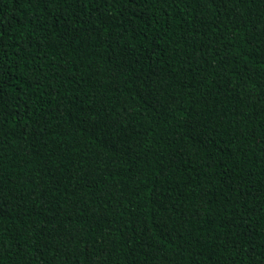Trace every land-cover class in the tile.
<instances>
[{"label":"trees","instance_id":"16d2710c","mask_svg":"<svg viewBox=\"0 0 264 264\" xmlns=\"http://www.w3.org/2000/svg\"><path fill=\"white\" fill-rule=\"evenodd\" d=\"M0 264H264V0H0Z\"/></svg>","mask_w":264,"mask_h":264}]
</instances>
